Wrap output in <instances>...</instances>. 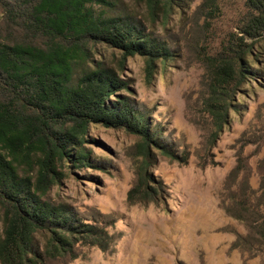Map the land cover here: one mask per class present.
I'll return each instance as SVG.
<instances>
[{
    "label": "rangeland",
    "instance_id": "374dc122",
    "mask_svg": "<svg viewBox=\"0 0 264 264\" xmlns=\"http://www.w3.org/2000/svg\"><path fill=\"white\" fill-rule=\"evenodd\" d=\"M116 1L145 25L147 34L164 42L173 58L166 65L158 62L148 79L145 57L124 58L103 44L92 47L128 83L129 91L116 90L107 105L126 98L149 112L151 132L161 131L171 155L151 149L154 180L148 191L131 197L142 161L141 136L126 127L90 126V168L60 163L49 197L68 205L82 223L94 225L96 236L74 244L65 258L45 257L40 264H264V257L247 261L231 250L246 228L221 207L243 134L264 127V36L254 40L240 33L247 0H172L169 14L163 2L151 12L145 2ZM0 35L6 40L1 18ZM22 37L16 31L8 42ZM245 43L252 45V56L248 52L244 62L256 81L235 90L229 120L218 128L211 105L223 84V67L237 53L234 46L242 49ZM244 153L254 169L264 145L245 146ZM252 184L257 186V177ZM36 243L43 253L48 235L37 234Z\"/></svg>",
    "mask_w": 264,
    "mask_h": 264
},
{
    "label": "trees",
    "instance_id": "16d2710c",
    "mask_svg": "<svg viewBox=\"0 0 264 264\" xmlns=\"http://www.w3.org/2000/svg\"><path fill=\"white\" fill-rule=\"evenodd\" d=\"M137 1L145 2L151 12L161 2L165 14L173 8L172 0ZM247 7L240 33L259 39L264 36V0H247ZM0 18L6 35V40L0 35V264H40L45 257L65 258L74 244L96 236L94 225L82 223L68 205L49 197L59 181L60 163L90 168L92 153L86 146L90 126L126 127L141 136L137 148L142 161L131 197L148 191L154 180L149 173L151 149L171 155L159 137L161 131L151 132L149 112L126 98L107 105L116 90L129 91L128 83L92 47L103 44L120 50L124 58L145 57L148 79L158 62L166 65L173 56L116 0H0ZM16 31L23 37L8 42ZM243 46L235 45L237 53L225 62L223 84L211 105L218 128L229 120L235 90L254 79L244 62L248 52L252 56V45ZM241 141L221 207L246 228L231 250L250 261L264 257V156L253 169L244 147L263 146L264 127H251ZM254 177L257 186L252 184ZM37 234L48 235L43 253Z\"/></svg>",
    "mask_w": 264,
    "mask_h": 264
}]
</instances>
